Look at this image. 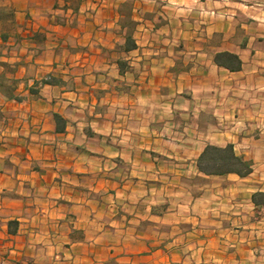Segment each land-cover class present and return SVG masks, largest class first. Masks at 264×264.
Segmentation results:
<instances>
[{
    "label": "crops",
    "instance_id": "obj_1",
    "mask_svg": "<svg viewBox=\"0 0 264 264\" xmlns=\"http://www.w3.org/2000/svg\"><path fill=\"white\" fill-rule=\"evenodd\" d=\"M159 1L0 0V264H264V28Z\"/></svg>",
    "mask_w": 264,
    "mask_h": 264
},
{
    "label": "trees",
    "instance_id": "obj_2",
    "mask_svg": "<svg viewBox=\"0 0 264 264\" xmlns=\"http://www.w3.org/2000/svg\"><path fill=\"white\" fill-rule=\"evenodd\" d=\"M133 46L127 40V47ZM215 63L230 71L240 68L237 56L229 53H218ZM199 170L207 175H224L236 173L246 176L251 172V164L236 156L231 146L215 147L206 146L198 161Z\"/></svg>",
    "mask_w": 264,
    "mask_h": 264
},
{
    "label": "rangeland",
    "instance_id": "obj_3",
    "mask_svg": "<svg viewBox=\"0 0 264 264\" xmlns=\"http://www.w3.org/2000/svg\"><path fill=\"white\" fill-rule=\"evenodd\" d=\"M156 2L160 3L159 0ZM200 2L203 3L207 11L215 12V15L223 16V11L227 10L226 15L237 21L239 14L243 15V25L248 29L258 28L260 30L264 28V0H200ZM224 3H226V7H223ZM186 4L190 5V3H184L183 6Z\"/></svg>",
    "mask_w": 264,
    "mask_h": 264
}]
</instances>
